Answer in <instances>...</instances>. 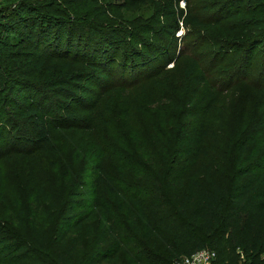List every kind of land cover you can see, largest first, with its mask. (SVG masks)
<instances>
[{"label":"rangeland","instance_id":"374dc122","mask_svg":"<svg viewBox=\"0 0 264 264\" xmlns=\"http://www.w3.org/2000/svg\"><path fill=\"white\" fill-rule=\"evenodd\" d=\"M16 1L19 0H0V9L12 21L18 19L19 3ZM20 1L37 6L48 2ZM57 2L59 4L54 6L53 12L76 30L73 44L79 47L71 53L54 52L43 44L27 40L23 27L16 33H12V27L6 31L0 28V241L7 248L2 253L0 246V260L3 261L11 259L14 244H30L27 230L16 227V220L20 217L26 223L29 210L35 207L34 198L39 190L48 193L51 196L49 203H56L59 210L68 198L78 201L77 205L82 208L72 214L78 215L90 211L89 205L95 198L92 181L102 170L117 182L124 183L130 193H138L137 187L151 189L156 182L162 185L159 193H163L165 181L174 184L177 193L184 190L194 173L200 174L203 182L208 176L217 180L229 179L235 170L238 148L244 142L247 144L242 159L245 166L264 161L263 49H258L245 72L242 69L240 77L230 81L226 78L233 65L243 62V50L233 46L236 49L229 51L230 45H240L255 32L264 29V9H251L256 2L242 4V11L244 9L248 14L243 11V15L231 20V23L227 22L229 26L237 25L234 32L218 33L213 29L209 33L200 30L192 34L191 31L190 35L181 24L178 28L172 0L149 3L134 11L117 10V5L124 0H100L104 17H89L88 22L79 27L74 22L77 18L86 19L83 16L87 9L72 2ZM195 2L199 3L198 0ZM185 5L184 0L179 2L180 9H184ZM257 19L262 21L259 26H251L247 33L243 31L244 25ZM107 21L122 32L130 33L134 27L141 25L146 28L132 37L120 34L108 57L106 55L104 60L96 58V61L103 62L98 71H94L85 67L94 65L95 60L92 59L96 56L91 52L99 53L108 48L99 43L98 32L92 28L89 30L88 26L94 24V28L96 22L102 27L101 23L105 25ZM86 37L99 48L83 46V42L78 44L86 42ZM226 40L234 42L221 49L206 46ZM183 53H191L196 61L193 76L197 79L203 80L208 75L196 70L202 63H209L212 57L217 65L216 75L212 72L207 77L208 83L217 86L214 89L201 88L195 97V108L191 111L192 115L196 114L197 125L206 120L217 131L215 140L204 142L206 155L193 151L185 154L187 145L178 136L182 129L179 125L185 123L186 118L177 120L182 107L176 103L178 98L184 97V88L190 81L186 78L190 72L187 66L189 60ZM209 53H212L211 56ZM106 59L110 61L107 64L104 62ZM104 65L108 66L105 68ZM178 66L182 69L176 74ZM81 71H85L86 78L89 73L91 81H84L85 92L80 105L65 102L55 95L52 81L71 78ZM26 73L25 77L39 84V88L26 91L23 96L18 91L19 87L9 91L8 86L17 79H23ZM171 81L181 85V88L169 92L167 88ZM196 83L195 79L193 86ZM28 105L48 109L54 123L48 146L36 142L35 128L31 124L17 121L18 112ZM60 107L66 108L70 119L75 120H67L66 112ZM8 119H12L14 125H9ZM166 151L171 156L178 152L172 164L173 171L169 160L164 162L160 159ZM157 168L161 176L154 181L148 179L147 171ZM50 204L44 207L47 209ZM21 210L24 214L17 216ZM100 220L98 210L92 220L94 231ZM26 226L28 228L27 223ZM145 246L154 248L152 243Z\"/></svg>","mask_w":264,"mask_h":264},{"label":"trees","instance_id":"16d2710c","mask_svg":"<svg viewBox=\"0 0 264 264\" xmlns=\"http://www.w3.org/2000/svg\"><path fill=\"white\" fill-rule=\"evenodd\" d=\"M160 1L124 0L122 4L117 5V10L134 11L149 3L155 4ZM172 1L175 4L178 28L182 25L189 35L191 31L192 34L200 30L209 33L213 29L218 33L234 32L237 25L229 26L228 23L243 15V11L248 14L246 10L241 9L244 3L256 2L251 9L256 11L259 8L264 9V0H198L197 4L195 0H184L186 3L184 9L179 8V2L182 0ZM66 2L87 9L83 16L86 19L77 18L74 22L77 27L86 24L89 17H104L100 0H63V3ZM16 3H19L17 20L12 21L5 11L0 9V28H3V31L12 27V33H16L20 27H23L27 33V40L43 44L54 52L71 53L75 47H79L73 44L76 30L52 10L59 4L57 0H48L43 6L20 0ZM200 12L208 14L202 15ZM212 18L215 20L213 21ZM221 22L224 24H220ZM261 22L259 19L251 20L244 25L243 31L247 33L251 26H259ZM71 24L74 26L73 23ZM101 24L102 27L96 22L94 28V24L88 26L89 30L92 28L98 32L96 34L99 43L108 48L99 53L91 52L96 56L92 59L95 60L94 62L89 60L94 65L85 67L94 71H98L102 65L103 61L100 60H104L106 55L108 57L116 40L120 39V34L132 37L146 28L144 25L134 27V31L129 33L122 32L110 22ZM209 38L215 39L213 36ZM86 39V42L80 41L78 44L83 42V46L99 48L91 43L92 39L89 37ZM208 40L213 43L212 40ZM231 42L234 41L226 40L224 43L216 41L206 46L213 45V48L221 49L232 44ZM233 44L228 50L234 51L236 48L233 46H239L240 50H243V62L238 66H232L231 71L226 75L228 81L240 77L242 69L245 72L259 48L263 49L261 64L264 65V29L255 32L240 45ZM192 47L194 48V44ZM191 53H183L189 60L187 66L190 72L187 73L186 78L190 81L184 88V97L178 98L176 103L178 107H182L176 117L177 120L181 117L186 118V122L179 125L182 129L178 136L187 145L185 154L193 151L206 155L204 142L215 140L217 131L207 124L206 120H202L197 125L196 114L192 115L191 111L195 108V97L201 88L214 89L217 86L207 81V77H210L212 72L216 75L217 65L212 57L209 63H202L200 69L196 70L208 75L203 80L197 79L198 77L193 76L196 61L190 56ZM87 54L89 55V51ZM96 58L100 60L96 61ZM104 62L107 64L110 61L106 59ZM181 69L178 66L175 73H181ZM27 75L28 73L24 74V78L17 79V82L13 81L8 86L9 91L19 87L18 91L23 96L26 91L38 89L39 84L27 79L25 77ZM85 75V71H81L71 78L52 81L53 92L66 100L65 102L80 105L81 96L85 92L84 83L91 81L89 73L87 78ZM195 79L197 83L193 86ZM182 80L179 81L181 85ZM181 85L172 84L171 81L167 90L174 92L181 88ZM47 110L28 105L17 115L18 123L23 121L35 128L36 142L42 146L49 145L54 124ZM60 110L66 112L67 120H75L70 119L71 116L68 115L69 111L66 108L60 107ZM13 122L12 119H8L9 125H14ZM246 148L245 142L239 146L235 170L229 179L217 180L208 176L203 182L200 180V174L194 173L184 190L177 193L175 185L170 181L167 183L164 178L163 193H159L163 187L157 182L151 189L137 187L138 193H130L131 190L124 183L117 182L102 170L92 181L95 198L93 197L89 205L90 211L78 215H72L74 211L82 208L77 205L78 201L68 198L63 208L59 210L56 203H49L51 196L39 190L34 198L35 207L29 210L30 213L25 219L28 228L20 217L16 220V227L27 230L30 244L28 246H23L21 243L14 244L11 259L0 260V264H174L181 257L202 249L215 251L216 258L212 264H264V161L257 165L245 166L242 159ZM177 153L174 152L171 156L167 155L166 151L160 158L164 162L169 160L171 171L174 170L172 164ZM157 159L154 157V160ZM147 173V178L152 181L161 176L158 168L148 170ZM168 178L170 180V176ZM46 204H50L47 209L44 207ZM98 210L101 213V220L97 230L94 231L92 220ZM23 214L21 210L17 216ZM151 243L153 249L145 246ZM0 246L2 253H5L6 244L0 241Z\"/></svg>","mask_w":264,"mask_h":264},{"label":"built area","instance_id":"2783aa9c","mask_svg":"<svg viewBox=\"0 0 264 264\" xmlns=\"http://www.w3.org/2000/svg\"><path fill=\"white\" fill-rule=\"evenodd\" d=\"M216 258L215 251L202 249L189 256L181 257L174 264H212Z\"/></svg>","mask_w":264,"mask_h":264}]
</instances>
